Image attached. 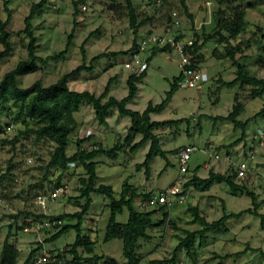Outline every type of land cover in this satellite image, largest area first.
Wrapping results in <instances>:
<instances>
[{"label": "rangeland", "instance_id": "rangeland-1", "mask_svg": "<svg viewBox=\"0 0 264 264\" xmlns=\"http://www.w3.org/2000/svg\"><path fill=\"white\" fill-rule=\"evenodd\" d=\"M3 1L0 0L1 19L6 18ZM38 1L10 0L8 3L11 18L7 30L11 34L12 52L0 59V79L20 59L27 56L28 37L23 33V20L30 6ZM76 1L78 0H50L35 14L32 21L36 36L35 53L43 58L63 50L74 20L77 26L65 60L39 63L38 70L17 75L20 86H28L36 79H40L44 85L54 82L58 76L82 62L81 45L86 54V62L100 52L123 51L132 45L135 34L124 8L125 0H85L75 8ZM132 1L137 20H146L137 30L136 41L147 33L160 31L165 26L168 11L179 14L180 31L187 37L193 36L198 43L204 42L196 53V65L203 69L208 80L203 83L200 91L191 87H178L165 109L150 114L152 121H182L154 130L165 155L153 158L149 173L138 166L144 160L149 142L131 151L129 144L132 141L138 142L141 134L131 135L127 139L130 119L120 115L115 108L109 111L107 124L101 125L92 106L82 102L78 112L74 114L78 125L68 137L66 153L72 154L76 150V140L90 130V137H84L86 142L83 146L90 149V145L93 146L90 141L95 136V144L114 151L110 156L103 155L94 160L98 177L96 184L111 186L116 197L125 180L141 194H154L166 189L178 174L175 151L193 142L198 149L191 154L188 166L190 170L196 169V173L203 178L208 176L211 166L218 168L223 165L224 168L229 167L235 171L241 161L248 162L247 175L236 181L254 192L259 203L258 212L264 218V141L263 144L257 143L256 136L257 129L264 128V114L257 115L264 106V94L252 96L249 87L241 88L239 84L229 87L223 83L231 81L236 72V67L229 58H218L213 54L214 50L224 52V43L219 42L216 25L218 9L224 5L219 0H185L191 19L181 9L179 0H168V8L161 9L162 0ZM238 1L245 11L243 28L239 34V40L244 43L238 55L242 56L241 61L246 64L251 75L264 78V0ZM127 58V55L104 57L94 64L92 72L83 71L70 79L68 87L99 95L110 80L108 95L121 99L128 91L126 78L130 71L123 67ZM179 62V56L174 50H165L153 56L148 61L146 75L136 83L138 89L135 96L126 107L142 112L148 103H161L173 79L180 75ZM235 94L243 105V112L237 118L240 121L249 120L242 138L241 128H234L229 121L215 119V116H225L232 110ZM8 124H12V127L8 128ZM26 126H29V122L18 115L16 105L11 101L0 103V130L7 127L4 135L0 136V171L9 168L11 172L10 176L0 181V252L7 239L17 249L19 264L37 246L35 235L22 230L23 218L37 215L35 196L48 193L55 184L62 185L65 192L58 200L47 202L45 213L60 215L77 212L83 202L80 189L83 188L82 178L86 176L83 167L77 163L64 171L56 167L47 168L54 144L46 140L35 141L32 133H22ZM13 139H16L14 144L8 142ZM207 142L216 144V150H207ZM249 147L253 151V157L248 154ZM232 148L233 151H230ZM216 151L219 158L214 157ZM229 191L225 183L214 182L209 192L205 191L208 195L202 196L194 191L193 186H189L188 192L192 194V198L188 197L186 202L174 204L165 211L157 209L151 218L152 225L147 230L149 238L138 241L137 255L142 264L169 260L179 238L185 236L186 231L201 228L194 219L191 207L196 206L199 214L202 213L208 221L222 215V204L213 196L223 198L227 211L237 212L252 207L250 197L244 192L232 195L227 193ZM91 199L89 211L82 221L81 233L88 232L96 242V254H105V258L96 262L84 260L81 264H109L105 260L111 259L121 263L122 241H103L110 214L106 207L108 199L96 193L91 194ZM144 201L138 198L134 202L135 207L139 210L148 209L149 206H143ZM127 215L124 208L122 213L116 215V221L125 222ZM75 223V219H63L60 228ZM60 228L43 234L48 247L69 248L74 242L76 231L71 228L52 244L49 238ZM79 252L87 257L83 249L80 248ZM262 252L264 228L260 226L258 217L245 213L239 219H229L226 229L220 228L207 233L205 244H200V240L196 238L191 253L179 248L174 264H264ZM66 256L71 258L69 253Z\"/></svg>", "mask_w": 264, "mask_h": 264}, {"label": "trees", "instance_id": "trees-1", "mask_svg": "<svg viewBox=\"0 0 264 264\" xmlns=\"http://www.w3.org/2000/svg\"><path fill=\"white\" fill-rule=\"evenodd\" d=\"M10 0L3 1V9L6 12V18H0V59L9 56L12 52L11 34L7 30V25L11 18V9L8 7ZM50 0H39L33 3L27 15L23 20V33L28 37L27 43V56L20 59L16 66L11 70L4 73L0 79V103L6 104L11 101L13 105L17 106L18 115L23 117L29 122V126H26L22 133H32L35 141L46 140L54 144V147L50 153L49 160L47 162V168L56 167L61 171H64L68 166L77 163L83 167L86 176L82 178L83 188L80 189V197L83 198L81 208L74 213H63L60 215H52L61 220L63 219H75V224H66L57 230L49 238V241L53 242L69 229L74 228L76 231V237L74 242L69 248L64 247L63 252L69 253L71 258H66L65 264H81L84 260L98 261L102 256L93 255L90 257H83L79 252V249H83L85 253L89 254L93 252L95 242L87 234L81 233V225L84 216L89 210L91 203V194H102L108 199L106 204L109 209V218L105 225V232L103 241L107 242L112 239H119L122 241V256L125 259V264H142L141 259L137 255L138 241L140 239H148L149 235L147 230L150 228L151 218L156 214L157 209L167 210L168 208L161 204L155 206H149L146 210H139L135 207V199L141 198L144 200L149 199L152 194H141L132 185L128 184L127 180L121 186L119 196L114 195V191L111 186L105 184H96V162L94 161L99 156H110L113 154L112 148H103L101 145L94 144L93 148H86L85 139L81 138L76 140V150L72 154H67L68 137L77 128V121L74 114L78 112L79 106L82 102L90 104L93 108L94 115L101 125L107 124V117L109 111L115 108L120 115L126 116L130 119V128L128 130L129 139L131 135L141 134V138L138 142L129 146L131 151H135L137 148L143 146L149 142V149L145 154L144 160L138 166L143 167L146 173H149L150 163L156 155L164 156L165 152L160 147V141L154 130L157 127H164L172 123H179L181 120H164V121H152L150 114L154 112H160L166 108L170 102L172 95L177 90L178 81L180 75L173 79L170 85V89L166 92L165 97L159 104L148 103L146 108L142 112L128 109L126 104L135 96L138 86L137 82L140 81L145 75L146 71L140 74L130 73L126 78V84L128 86L127 95L121 99H117L112 95H108L110 89V80L105 84L102 92L99 95L87 90L75 91L68 87L70 79L75 78L81 72H92L94 70V64L104 57L117 55H129L130 52L136 48V33L140 25L146 20H137L136 10L132 0L124 1V8L126 10L129 24L133 28L135 37L132 45L127 50L117 52H100L92 56L88 62H86V54L81 45L80 50L82 54V62L75 66L67 73H63L58 78L48 84L44 85L40 79H36L30 85L22 87L18 83L17 75L21 73H32L38 70L39 63H46L50 60H65L66 54L72 46L74 37V31L77 26V22L74 20L73 27L67 36V41L63 50L56 54L48 55L46 57H40L36 55V36L33 32V18L38 11H41ZM85 0H78L74 2L76 8L79 2ZM219 3L224 5L218 9L217 20V33L219 34V42L224 43V52L214 50L218 58H229L230 61L236 67L235 77L229 82H223L226 86H234L239 84V87L250 88V94L252 96H260L264 94V78H257L251 75L246 67V64L241 61V55H238L242 51L243 40H239V34L243 28L245 11L242 9L241 2L238 0H219ZM168 5V0H162L160 9L165 8ZM179 5L183 12L192 19V15L188 11V7L185 0H179ZM168 8V7H166ZM77 12V10H76ZM75 12V13H76ZM166 20L169 17L166 14ZM207 39V38H206ZM202 43H198L195 40L192 48L193 53V65L196 64V53L202 47ZM166 48H156L152 50L149 59L152 55L158 52H163ZM243 112V105L239 101L237 94H235L232 110L225 116H215V119L221 121H229L234 128H241V138L244 136L245 128L248 123V119L240 121L237 117ZM264 114V106L257 113V115ZM88 136L87 138H89ZM86 138V140H87ZM240 138V139H241ZM16 139L8 140L9 143L14 144ZM6 141V140H3ZM11 175L10 169L6 168L4 171H0V181ZM235 171L231 169L228 173L219 174L209 171L206 178H199L196 175L192 176L186 183L185 188L194 186L200 191H206L214 182H224L232 193L244 192L251 199L252 207L245 208L238 212H227L223 208L222 215L213 220L207 221L198 212L196 206L191 207L193 211L194 219L201 225V228L186 231L185 236L179 238V242L174 249V252L169 260L159 261L163 263L174 264L176 252L179 248H184L187 253H191L194 247L195 239L200 240V244H205V237L208 232L216 231L225 227V222L231 218H238L245 213L252 214L259 218V223L264 228L263 215L258 212L259 203L256 200L254 192L248 190L245 185L236 183ZM53 186H58L57 184ZM152 207V208H151ZM124 208L127 210V220L125 222L116 221V215L123 212ZM166 215V213H165ZM36 218L45 217L43 214L34 215ZM50 243V242H49ZM37 248H34L29 256L22 264H28L32 255ZM264 256V252H262ZM109 264H118L115 259L110 261L105 260ZM0 264H19L17 260V249L6 239L3 243L0 252Z\"/></svg>", "mask_w": 264, "mask_h": 264}, {"label": "built area", "instance_id": "built-area-1", "mask_svg": "<svg viewBox=\"0 0 264 264\" xmlns=\"http://www.w3.org/2000/svg\"><path fill=\"white\" fill-rule=\"evenodd\" d=\"M85 6H83V9ZM167 16L169 20L165 21V26L158 32H151L143 35L137 41V46L133 49L128 58L123 63L124 69L130 73L140 74L148 68L149 56L152 50L156 48H166L167 50H174L177 52L180 59V79L178 81L179 87H191L200 91L202 85L208 80L206 73L193 65L192 48L195 42L193 36H185L180 31V17L176 11H168ZM8 128L12 124H8ZM7 127L0 130V136H3L7 131ZM91 131L85 132L82 137H87ZM257 143L263 144L264 128H259L256 131ZM93 145V144H92ZM91 148L93 146L90 145ZM198 147L193 143L183 145L175 151V157L178 159V174L171 182V184L164 190H160L143 202V206H157L165 205L170 209L174 204H182L186 202L188 193L185 188V183L189 180V166L188 161L191 154L196 151ZM207 150H216L213 143L206 144ZM250 157H253V151H249ZM215 158L220 155L216 151ZM249 171L248 162L241 161L235 170V177L237 179L244 178ZM65 188L62 185L52 186L48 193L37 194L35 196V205L38 212L36 214H43L45 217L36 218L35 216H25L23 218L22 230L27 233H33L36 237L37 246L36 251L32 255L28 264H65L67 256L63 252V248L50 246L45 242L43 234L51 229L60 228L63 220L47 215L45 213L46 204L48 201L54 202L63 195ZM154 264H171L157 262Z\"/></svg>", "mask_w": 264, "mask_h": 264}, {"label": "crops", "instance_id": "crops-1", "mask_svg": "<svg viewBox=\"0 0 264 264\" xmlns=\"http://www.w3.org/2000/svg\"><path fill=\"white\" fill-rule=\"evenodd\" d=\"M141 38V37H140ZM159 53V52H158ZM157 54V53H156ZM155 54V55H156ZM155 55H152L151 57H150V59L153 57V56H155ZM149 59V60H150ZM196 60V59H195ZM196 65V64H195ZM197 66V65H196ZM201 70H203L202 68H201ZM147 71V70H146ZM80 108V107H79ZM79 110V109H78ZM245 130H246V128H245ZM246 132V131H245ZM83 133H84V131H83ZM79 135H81V132H80V134ZM80 138V137H79ZM94 139H96V137L94 136L93 137V139L90 141L92 144L94 143L95 144V140ZM135 142H131V144H129V146H131L132 144H134ZM207 143H209V142H207ZM211 143H213V142H211ZM220 143H222V142H219V144ZM216 145V144H215ZM223 145V144H222ZM217 147V146H216ZM234 148V147H233ZM233 148L230 150V151H233ZM249 150H248V154H249V151H251L250 150V147L248 148ZM228 153H230V152H228ZM229 155H231V154H229ZM228 155V156H229ZM231 167V166H230ZM231 169L228 167V168H224V166L223 165H220L218 168H214L213 166H211L210 168H209V171H212V172H214V173H219V174H224V173H228L229 171H230ZM197 170L195 169H189V179L192 177V176H194V175H196L197 177H199V178H201V179H203V177H201L200 175H198L197 173ZM209 174V173H208ZM98 178V177H97ZM204 178H206V177H204ZM236 177H235V181H236ZM220 183H224V182H220ZM236 183H239V182H237L236 181ZM241 183V182H240ZM213 185V184H212ZM211 185V186H212ZM122 186V185H121ZM210 186V187H211ZM210 187H209V189L208 190H206L207 192H209V190H210ZM228 187V186H227ZM193 188H194V191L196 190V192H199V194L200 195H202V196H204V195H208V193L207 192H205V191H200V190H198V189H196L194 186H193ZM223 189V188H222ZM229 189V188H228ZM114 191V190H113ZM120 191H121V188H120ZM120 193V192H119ZM187 193H188V197H189V199L190 198H192V194L191 193H189L188 192V189H187ZM227 193H229V194H236V193H232L231 191H229V192H227ZM238 193V192H237ZM213 197H215L217 200H220V202H221V204H222V213H223V208H224V202H223V198H220V197H216V196H213ZM138 198H136L135 199V201L137 200ZM91 201H92V199H91ZM91 204V203H90ZM90 207V206H89ZM225 210H226V208H224ZM89 211V210H88ZM227 211V210H226ZM227 212H233V211H227ZM238 212V211H237ZM88 213V212H87ZM86 213V214H87ZM51 215V214H50ZM201 216H203L202 215V213L200 214ZM263 215V214H262ZM86 216V215H85ZM84 216V217H85ZM204 217V216H203ZM240 217H242V215L240 216ZM240 217H238L237 219H239ZM205 218V217H204ZM84 219V218H83ZM234 219H236V218H234ZM229 220V219H228ZM227 220V221H228ZM208 221V220H207ZM213 221V220H212ZM227 221L225 222V227H223V230L224 229H226V226H227ZM210 222V221H209ZM81 228H82V225H81ZM218 230H220V229H218ZM217 231V230H216ZM212 232H215V231H212ZM208 233H210V232H208ZM84 234H87L88 236H89V234H88V232H86V233H84ZM90 237V236H89ZM91 238V237H90ZM58 239V238H57ZM56 239V240H57ZM91 240H93L92 238H91ZM94 242H95V240H93ZM55 242V240L52 242V244ZM55 244V243H54ZM95 246H96V242H95V244H94V248H93V252L92 253H89V254H87L86 253V256L87 257H90V256H93V255H97V256H102V258L101 259H103V257L105 258V254H96V252H95ZM54 247H56V246H54ZM58 248V247H57ZM122 258H123V256H122ZM101 259H99V260H101ZM98 260V261H99ZM118 264H125V259L123 258V261L121 262V263H119L118 261H116ZM141 262H142V260H141Z\"/></svg>", "mask_w": 264, "mask_h": 264}]
</instances>
